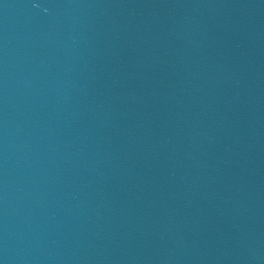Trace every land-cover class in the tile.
I'll return each mask as SVG.
<instances>
[{
	"label": "water",
	"instance_id": "obj_1",
	"mask_svg": "<svg viewBox=\"0 0 264 264\" xmlns=\"http://www.w3.org/2000/svg\"><path fill=\"white\" fill-rule=\"evenodd\" d=\"M0 264H264V0H0Z\"/></svg>",
	"mask_w": 264,
	"mask_h": 264
}]
</instances>
